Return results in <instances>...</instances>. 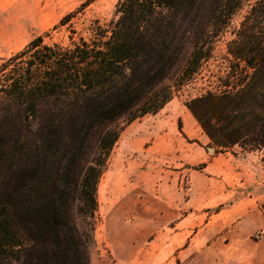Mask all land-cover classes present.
<instances>
[{"label": "trees", "instance_id": "trees-1", "mask_svg": "<svg viewBox=\"0 0 264 264\" xmlns=\"http://www.w3.org/2000/svg\"><path fill=\"white\" fill-rule=\"evenodd\" d=\"M94 1L53 27L71 28L68 45L46 33L0 60V264H89L97 186L123 125L162 110L244 6L218 90L185 107L215 154L264 161V0H117L106 27L75 39L72 20Z\"/></svg>", "mask_w": 264, "mask_h": 264}, {"label": "rangeland", "instance_id": "rangeland-1", "mask_svg": "<svg viewBox=\"0 0 264 264\" xmlns=\"http://www.w3.org/2000/svg\"><path fill=\"white\" fill-rule=\"evenodd\" d=\"M63 1H56L58 13L49 26L44 27L43 17L37 27L31 25L29 17H25L24 46L33 38L46 33L50 37L44 39L45 44H69L71 28L52 29L62 17L75 11L85 0H69L65 8H60ZM116 1L95 0L82 14H77L72 20L76 31L73 37L88 38V26L92 21H98L101 26L106 27L113 19ZM246 10L247 6H244L213 39L210 60L202 63L198 74L182 86L162 110L123 125L97 186L98 209L89 264H165L167 257L161 254L160 239L156 238L160 231L157 221L161 203L165 200L188 199L195 180L197 184L208 181L200 177V174L207 173L203 171L206 164L201 162L195 151L187 146L181 148L173 139L163 143L165 148H160L156 131L158 128L155 129L154 126L163 125L169 132L172 125L178 128L180 122L183 134L186 129L184 117L188 111L185 103L218 90L217 78L226 73L227 45L234 38L233 33L243 20ZM186 125H190L189 121ZM203 148L204 154L207 149L215 150L210 140ZM214 157L217 156H213L209 162L215 168L214 179L209 182L220 189L221 184H224L225 162L222 157ZM162 189H166V192H162ZM218 194L223 195L224 192ZM144 234L148 235L147 239H141ZM136 247L140 250L136 251Z\"/></svg>", "mask_w": 264, "mask_h": 264}, {"label": "crops", "instance_id": "crops-1", "mask_svg": "<svg viewBox=\"0 0 264 264\" xmlns=\"http://www.w3.org/2000/svg\"><path fill=\"white\" fill-rule=\"evenodd\" d=\"M56 1L0 0V60L24 46L25 17L35 27L40 25L41 17L44 27L50 25L58 13ZM68 2L64 0L60 8H65ZM184 118L185 137L177 126L172 125L168 132L163 125H155L158 144L163 148V143L173 139L181 148L194 150L206 164L203 171L207 173L200 177L208 182L197 184L195 180L188 199L161 203L157 221L160 231L156 238L160 239L161 254L167 257L165 264H264V214L260 208L264 203L262 155L241 152L237 147L231 152L204 154L203 145L208 137L188 111ZM213 156L222 157L225 162L224 184L220 189L210 183L214 179L215 168L209 163ZM147 238L146 234L141 237ZM137 250L140 249L136 247Z\"/></svg>", "mask_w": 264, "mask_h": 264}, {"label": "water", "instance_id": "water-1", "mask_svg": "<svg viewBox=\"0 0 264 264\" xmlns=\"http://www.w3.org/2000/svg\"><path fill=\"white\" fill-rule=\"evenodd\" d=\"M207 152L208 153H213L214 151H213V149H207Z\"/></svg>", "mask_w": 264, "mask_h": 264}]
</instances>
